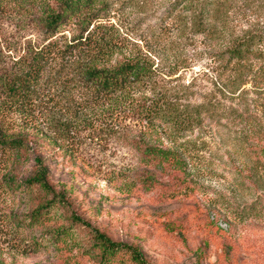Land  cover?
<instances>
[{"label": "rangeland", "instance_id": "1", "mask_svg": "<svg viewBox=\"0 0 264 264\" xmlns=\"http://www.w3.org/2000/svg\"><path fill=\"white\" fill-rule=\"evenodd\" d=\"M55 1L0 0V68L16 71L53 47L30 105L11 115L45 152L55 190L94 228L137 245L150 264H264V167L249 153L251 132L264 129V83L253 76L264 70V0H230L215 38L195 34L203 0H98L50 32L43 25ZM86 24L85 35L95 31L105 39L110 64L143 58L152 65L154 94L203 107L191 129L156 123L168 129L164 145L186 159L191 193H176L171 172L141 163L126 144L141 125L127 103L112 110L110 100L95 101L75 81L78 56L62 52ZM249 31L261 35L263 56L240 78L218 53ZM17 203L7 198V209ZM55 216L51 225H70L62 209ZM70 232L37 251L21 245L28 233L17 244L0 239V255L6 264H98L82 253L87 234L73 226Z\"/></svg>", "mask_w": 264, "mask_h": 264}, {"label": "trees", "instance_id": "2", "mask_svg": "<svg viewBox=\"0 0 264 264\" xmlns=\"http://www.w3.org/2000/svg\"><path fill=\"white\" fill-rule=\"evenodd\" d=\"M96 1L56 0L57 7L51 8L43 29L53 32L63 27ZM200 4V11L193 17L195 34L218 37L217 27H222L220 25L231 12L230 0H203ZM204 20L210 23H204ZM88 27L89 24L79 27L80 33L65 44L62 52L78 56L72 65L75 81L90 90L95 101L110 100L112 110L127 103L129 111L136 115L141 125L139 135L127 139L126 144L138 153L141 163H155L164 172H171L174 184L178 186L176 193H191L193 187L186 175V159L178 150L164 145L163 138L169 137L168 129L165 127L166 131L162 132L156 123L176 130L191 129L200 122L203 107L200 104L177 106L154 94L149 88L152 65L143 58L128 57L110 64L108 44L95 31L85 35ZM262 40L257 32H246L232 38L218 56L225 58L226 66L231 65V70L241 78L244 67L255 65L262 58L259 49ZM52 48L50 44L35 52L31 60L16 71L0 68V239L17 244L20 234L28 233L30 236L22 240L21 245L27 251H37L46 245L57 246L71 235L73 226L87 234L88 246L82 253L93 262L150 264L137 245L112 239L72 210L65 192L55 190L45 152L37 146L32 134L18 129L16 119L11 115L30 105L38 84L43 80ZM253 76L264 83L263 69H256ZM251 135L253 142L249 153L255 163H262L264 167V129H253ZM27 163H33L28 174L25 173ZM147 180L153 182L151 177ZM7 198L17 200L18 207L7 209ZM59 209H62L69 226L62 223L51 225L52 219L59 220L60 217L55 216ZM39 227L45 231L36 233L34 230ZM0 264H6L2 255Z\"/></svg>", "mask_w": 264, "mask_h": 264}]
</instances>
